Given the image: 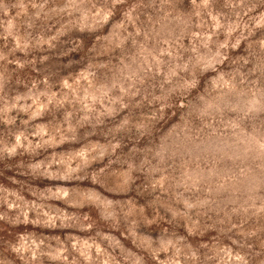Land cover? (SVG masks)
Instances as JSON below:
<instances>
[{
	"label": "clouds",
	"instance_id": "1",
	"mask_svg": "<svg viewBox=\"0 0 264 264\" xmlns=\"http://www.w3.org/2000/svg\"><path fill=\"white\" fill-rule=\"evenodd\" d=\"M0 264H264V0H0Z\"/></svg>",
	"mask_w": 264,
	"mask_h": 264
},
{
	"label": "rangeland",
	"instance_id": "2",
	"mask_svg": "<svg viewBox=\"0 0 264 264\" xmlns=\"http://www.w3.org/2000/svg\"><path fill=\"white\" fill-rule=\"evenodd\" d=\"M232 165H231V162L230 161H224L221 165V168L222 169H227V168H230Z\"/></svg>",
	"mask_w": 264,
	"mask_h": 264
}]
</instances>
